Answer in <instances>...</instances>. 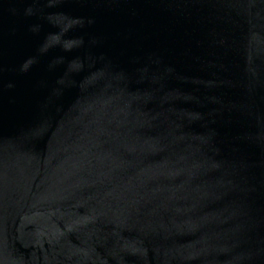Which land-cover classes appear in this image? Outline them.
<instances>
[{
	"label": "water",
	"instance_id": "obj_1",
	"mask_svg": "<svg viewBox=\"0 0 264 264\" xmlns=\"http://www.w3.org/2000/svg\"><path fill=\"white\" fill-rule=\"evenodd\" d=\"M0 264H264V0H0Z\"/></svg>",
	"mask_w": 264,
	"mask_h": 264
}]
</instances>
